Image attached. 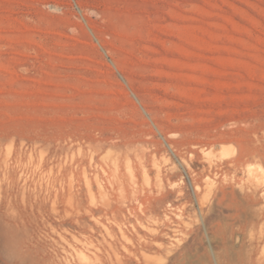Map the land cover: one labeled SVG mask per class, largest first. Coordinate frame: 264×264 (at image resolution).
Returning <instances> with one entry per match:
<instances>
[{
    "label": "rangeland",
    "instance_id": "374dc122",
    "mask_svg": "<svg viewBox=\"0 0 264 264\" xmlns=\"http://www.w3.org/2000/svg\"><path fill=\"white\" fill-rule=\"evenodd\" d=\"M262 233L264 0H0V264H248Z\"/></svg>",
    "mask_w": 264,
    "mask_h": 264
},
{
    "label": "bare ground",
    "instance_id": "6f19581e",
    "mask_svg": "<svg viewBox=\"0 0 264 264\" xmlns=\"http://www.w3.org/2000/svg\"><path fill=\"white\" fill-rule=\"evenodd\" d=\"M113 147V146H112ZM114 148V147H113ZM120 149H121V147H120ZM130 149V148H129ZM127 150H128V148H127ZM93 156V155H92ZM258 169V168H257ZM251 170V169H250ZM257 171L256 170H251V175L253 174H255ZM250 173V172H249ZM96 175V174H95ZM94 175V176H95ZM251 175H249V176H251ZM255 176H261L260 174L259 175H256L255 174ZM250 178H252V177H250ZM255 179H258V177H256ZM251 180H253V178L251 179ZM260 180V179H259ZM97 181V180H96ZM257 181V180H256ZM97 183H98V181H97ZM100 185V184H99ZM101 186V185H100ZM101 191V190H100ZM114 203V202H113ZM242 204V203H241ZM106 205V204H105ZM104 206V205H103ZM109 207H110V205H108ZM105 208H107L106 206H104ZM259 207V206H258ZM109 209V208H108ZM202 212V211H201ZM260 213V212H259ZM256 219H257V216L255 217ZM253 220V219H252ZM259 233H261L260 232V230H259ZM261 235V234H260ZM259 239H264V233H262V235H261V238L259 237ZM252 240V237H251V239H250V241ZM256 250V247H251V253L252 252H254ZM176 256V255H175ZM174 256V257H175ZM247 262H248V264H264V255H258V256H256L255 258H252V257H250L248 260H247Z\"/></svg>",
    "mask_w": 264,
    "mask_h": 264
}]
</instances>
